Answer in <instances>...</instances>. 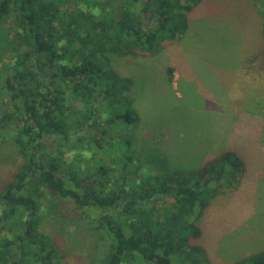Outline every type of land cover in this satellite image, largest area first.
I'll use <instances>...</instances> for the list:
<instances>
[{"label":"trees","instance_id":"trees-1","mask_svg":"<svg viewBox=\"0 0 264 264\" xmlns=\"http://www.w3.org/2000/svg\"><path fill=\"white\" fill-rule=\"evenodd\" d=\"M201 1L0 0V139L20 157L0 181V264L64 257L33 217L42 189L71 204L63 217L95 213L104 239L97 264H214L197 242L198 217L241 183L243 159L227 148L175 168L152 147L136 149L133 133L121 132L140 119L134 81L112 61L179 39ZM252 2L264 35V0ZM230 264H264V248Z\"/></svg>","mask_w":264,"mask_h":264},{"label":"rangeland","instance_id":"rangeland-1","mask_svg":"<svg viewBox=\"0 0 264 264\" xmlns=\"http://www.w3.org/2000/svg\"><path fill=\"white\" fill-rule=\"evenodd\" d=\"M260 21L252 0H202L188 13L187 29L179 39L165 42L152 54L112 57L116 70L134 81L132 95L140 119L121 132L133 133L136 149L152 147L175 168H197L227 148L244 161L241 183L213 198L198 217L203 233L197 242L214 264H230L264 248ZM114 133L110 130L112 138ZM19 158L11 140L0 139L1 182ZM36 199V226L64 253L60 264H97L104 239L92 224L95 213L63 217L61 210L70 213L71 204L47 189ZM2 211L0 205V215ZM29 213L17 221L23 229Z\"/></svg>","mask_w":264,"mask_h":264},{"label":"flooded vegetation","instance_id":"flooded-vegetation-1","mask_svg":"<svg viewBox=\"0 0 264 264\" xmlns=\"http://www.w3.org/2000/svg\"><path fill=\"white\" fill-rule=\"evenodd\" d=\"M145 18L150 19L151 18V14L149 12H146L145 13Z\"/></svg>","mask_w":264,"mask_h":264}]
</instances>
